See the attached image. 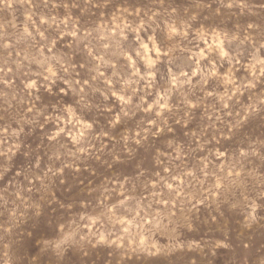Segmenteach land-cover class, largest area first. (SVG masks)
<instances>
[{
  "label": "rangeland",
  "instance_id": "rangeland-1",
  "mask_svg": "<svg viewBox=\"0 0 264 264\" xmlns=\"http://www.w3.org/2000/svg\"><path fill=\"white\" fill-rule=\"evenodd\" d=\"M0 264H264V0H0Z\"/></svg>",
  "mask_w": 264,
  "mask_h": 264
}]
</instances>
